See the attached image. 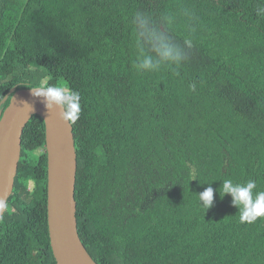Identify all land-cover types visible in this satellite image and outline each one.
<instances>
[{"label":"trees","instance_id":"obj_1","mask_svg":"<svg viewBox=\"0 0 264 264\" xmlns=\"http://www.w3.org/2000/svg\"><path fill=\"white\" fill-rule=\"evenodd\" d=\"M137 11L184 60L136 70ZM48 85L80 95L77 230L97 264H264V217L242 222L221 187L264 191V0H0V109L13 86ZM46 162L33 115L0 264H56Z\"/></svg>","mask_w":264,"mask_h":264},{"label":"water","instance_id":"obj_2","mask_svg":"<svg viewBox=\"0 0 264 264\" xmlns=\"http://www.w3.org/2000/svg\"><path fill=\"white\" fill-rule=\"evenodd\" d=\"M40 87L13 86L8 104L0 109V218L12 194L23 129L33 115H39L45 130L48 234L56 264H97L77 230L73 127L70 120L64 119L65 109L54 103L48 106L43 96L34 94L32 88Z\"/></svg>","mask_w":264,"mask_h":264},{"label":"clouds","instance_id":"obj_3","mask_svg":"<svg viewBox=\"0 0 264 264\" xmlns=\"http://www.w3.org/2000/svg\"><path fill=\"white\" fill-rule=\"evenodd\" d=\"M133 21L136 25L135 34L139 50L134 65L137 71L152 72L169 62L179 64L185 59L179 47L170 40L164 31L150 25L146 13L135 12ZM145 48L148 49V52H145ZM32 89L36 96H43L46 99L48 106L54 103L65 109L64 119L75 121L78 118L80 111L78 92L69 87L56 85ZM221 187L223 195H231L233 204L239 210L242 222L251 223L257 218L264 217V191H255L257 188L255 181L234 183L231 179H225ZM198 197L201 205L207 209L213 203L214 189L209 186L200 192Z\"/></svg>","mask_w":264,"mask_h":264}]
</instances>
